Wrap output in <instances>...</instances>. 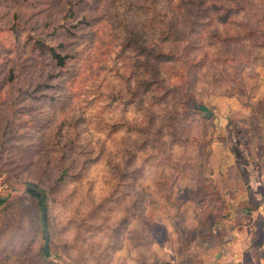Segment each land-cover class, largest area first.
I'll return each mask as SVG.
<instances>
[{
    "label": "rangeland",
    "instance_id": "rangeland-1",
    "mask_svg": "<svg viewBox=\"0 0 264 264\" xmlns=\"http://www.w3.org/2000/svg\"><path fill=\"white\" fill-rule=\"evenodd\" d=\"M167 1L0 0V264H233L264 173V0ZM155 79L185 89L148 131Z\"/></svg>",
    "mask_w": 264,
    "mask_h": 264
},
{
    "label": "crops",
    "instance_id": "crops-1",
    "mask_svg": "<svg viewBox=\"0 0 264 264\" xmlns=\"http://www.w3.org/2000/svg\"><path fill=\"white\" fill-rule=\"evenodd\" d=\"M258 160L264 162V156ZM260 163V164H261ZM250 176V192L253 196V206H239L235 215L241 221V229L234 230L225 246L226 255L219 254L220 260H229L233 264H264V185L261 179ZM248 205V204H247ZM258 239V240H257Z\"/></svg>",
    "mask_w": 264,
    "mask_h": 264
},
{
    "label": "trees",
    "instance_id": "trees-1",
    "mask_svg": "<svg viewBox=\"0 0 264 264\" xmlns=\"http://www.w3.org/2000/svg\"><path fill=\"white\" fill-rule=\"evenodd\" d=\"M161 2H162V0H161ZM154 5H156V4H154ZM161 6H164V8L166 6L168 7L169 6L168 1L166 0V1L162 2ZM196 6H197L198 11H199L198 13L201 14L202 12H200V11H202V8L200 7V3H197ZM228 10H230V8ZM263 15H264V12H263ZM42 43H44V42H42ZM45 45L46 44H43L42 46H45ZM45 47L47 48V50H49L50 56H51V58L53 59V61L55 62V64L57 66L63 67V66H65L67 64V62H69L70 59L75 57V55L72 54L71 52H64L63 50L58 49L56 46L47 45ZM147 86L151 87L150 90L148 91V95L153 99V101L150 102V103L148 101H147V103H145L146 101H144L145 106H140L141 104H143V99L141 101V100H139V98H133V94L131 96V99H124V101H121L122 99H121L120 93L119 92H115V91L112 92V94H113L112 95L113 96L112 97V104H114V105L116 104L117 105V104L122 103L125 107H128V108H129L130 105H139L140 107H144L143 109H144V111L146 110L145 111L146 112V117L148 118V120L146 122V125H147V128H149L148 131H150L151 130V125H153V123L156 121V118H154V114L151 113V111H150L151 109H155L154 108V105H155L154 103H156L159 106H161V105H163V103L166 102L167 97L169 98V96L175 95V93H177V91L179 89L183 90L185 88L183 86H173L172 88H167V89L165 88L166 89L165 93L159 94V93L154 92L156 87L158 86L159 88H162V87H165L166 85L164 84V82H163V84H159L158 79H155L154 82L149 80V82H147ZM147 106H148V109L146 108ZM75 124H76V126H78V124L80 125L81 124V120L79 118H77L75 120ZM210 140L214 141V138L212 137V139H210ZM87 162L90 163V160H88ZM83 167L86 168V166H83ZM212 172H213V170H211V174H212ZM70 173H71V166L66 164V163H63L61 165L60 172L57 175V178L55 179L56 184L57 185L62 184L66 180L67 176L70 175ZM42 190L45 193L46 221H47V227H48V230H49V221H48V214H47V211H48L47 201H48L49 195H48V192L45 189H42ZM27 192L29 194H31L34 198H37L39 200V202L41 201L40 196L36 192H34L33 190H27ZM39 225H40L41 232L43 233V226H42V220H41V205H40ZM49 236H50V239H49V246H50V242H51L50 231H49ZM43 238H44V233H43ZM41 255L43 256L44 259L48 256V252H46L44 250V247L41 248ZM49 264H54V263H49Z\"/></svg>",
    "mask_w": 264,
    "mask_h": 264
},
{
    "label": "water",
    "instance_id": "water-1",
    "mask_svg": "<svg viewBox=\"0 0 264 264\" xmlns=\"http://www.w3.org/2000/svg\"><path fill=\"white\" fill-rule=\"evenodd\" d=\"M210 111L207 110V115L209 116ZM26 189L27 190H33L34 192H36L40 198H41V220H42V226H43V233H44V250L46 252H49V230L47 227V221H46V205H45V193L44 191L36 184L34 183H29L26 184Z\"/></svg>",
    "mask_w": 264,
    "mask_h": 264
}]
</instances>
